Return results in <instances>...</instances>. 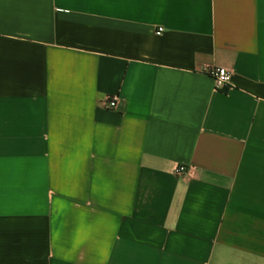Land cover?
I'll list each match as a JSON object with an SVG mask.
<instances>
[{
	"label": "crops",
	"instance_id": "crops-1",
	"mask_svg": "<svg viewBox=\"0 0 264 264\" xmlns=\"http://www.w3.org/2000/svg\"><path fill=\"white\" fill-rule=\"evenodd\" d=\"M0 264H264V0H0Z\"/></svg>",
	"mask_w": 264,
	"mask_h": 264
},
{
	"label": "built area",
	"instance_id": "built-area-1",
	"mask_svg": "<svg viewBox=\"0 0 264 264\" xmlns=\"http://www.w3.org/2000/svg\"><path fill=\"white\" fill-rule=\"evenodd\" d=\"M162 32L163 28H159L156 34L159 35ZM204 71L212 78L216 90H224L231 85L232 72L228 69L224 67L206 66ZM102 106L107 110H114L118 106V98L115 96H106L102 102ZM175 173L192 177L195 174V167L181 164L176 166Z\"/></svg>",
	"mask_w": 264,
	"mask_h": 264
}]
</instances>
